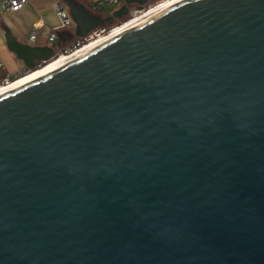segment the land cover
Returning <instances> with one entry per match:
<instances>
[{"label": "water", "instance_id": "water-1", "mask_svg": "<svg viewBox=\"0 0 264 264\" xmlns=\"http://www.w3.org/2000/svg\"><path fill=\"white\" fill-rule=\"evenodd\" d=\"M151 1L63 0L57 38ZM3 30L22 72L55 57ZM0 264H264V0H187L0 97Z\"/></svg>", "mask_w": 264, "mask_h": 264}, {"label": "built area", "instance_id": "built-area-1", "mask_svg": "<svg viewBox=\"0 0 264 264\" xmlns=\"http://www.w3.org/2000/svg\"><path fill=\"white\" fill-rule=\"evenodd\" d=\"M81 1L86 3V5H88V8L91 10L90 12L100 16L101 18L109 16L105 14L106 6L114 7L115 8L114 11H116L123 5V0H81ZM30 2H31L30 0H0V15L3 13L14 14V12H19L21 11V9L28 6ZM54 9H55L56 17L59 20V25L58 27H52L50 29V33L47 36L48 41L54 44V46L52 47V51L55 55L54 58L59 57V55L61 54H70V52H72L73 49L87 43L91 39L98 38L102 34H105L106 32L113 30L115 27H117V26H113L107 28L106 25H103L102 27L91 30L90 32H88V34L85 37H78L79 39L76 42H73V44H71L69 47L61 48V46L58 44L59 42V38H57L58 31L61 29H69L73 26L74 23H72V20L69 16V10L67 9L63 1L57 0V2L54 4ZM143 9L144 8L131 6V8L129 9L128 16L131 18L143 12L142 11ZM45 25L46 24L44 23V21L41 20L33 24V27L29 32L28 41L31 43L34 42L36 40L38 31L44 29ZM43 65L44 63L41 62V64L37 65V68H40ZM3 71H4L3 64L2 61L0 60V90L3 87L9 86L18 77L27 74L25 72L20 71L15 75H11L9 73H4Z\"/></svg>", "mask_w": 264, "mask_h": 264}, {"label": "crops", "instance_id": "crops-1", "mask_svg": "<svg viewBox=\"0 0 264 264\" xmlns=\"http://www.w3.org/2000/svg\"><path fill=\"white\" fill-rule=\"evenodd\" d=\"M28 6L21 9L19 12L3 13L0 15V60L6 65L10 73L4 69V73H9L15 75L22 71V64L16 58V56L10 53L5 45L4 40V27H7L14 39L22 43L32 44L41 48L45 46H50L51 48L54 44L50 43L45 36L41 35L36 37L34 42H29L28 36L29 32L37 21H44L46 24L44 30L50 33L52 27H58L59 20L56 17L54 4L57 0H30ZM63 1V0H61ZM78 2L77 0H74ZM24 21V22H22ZM65 30L73 33V29H61L58 32ZM48 33V34H49ZM48 36V35H47ZM73 41V40H72ZM72 41H62L59 39L58 44L61 48H67L72 44Z\"/></svg>", "mask_w": 264, "mask_h": 264}, {"label": "bare ground", "instance_id": "bare-ground-1", "mask_svg": "<svg viewBox=\"0 0 264 264\" xmlns=\"http://www.w3.org/2000/svg\"><path fill=\"white\" fill-rule=\"evenodd\" d=\"M185 1L187 0L161 1L157 6L145 10V13L143 15H140L142 13L141 12L138 15L131 17L127 22L117 25V27H115L113 30H110L105 34H102L98 38L91 39L87 43L73 49V51L70 52V54H61L59 55V57L46 62L40 68H37L36 70H33L30 73H27L20 78L18 77L9 86L3 87L0 90V97L10 92L16 91V89L31 83V81L38 79L49 72L59 69V67L63 65L73 62L75 59L88 54L89 51L97 47H100L102 46V44L117 38V36L130 32L132 29L145 23L146 20L154 16H157L158 14H160V12L173 8L175 5H178Z\"/></svg>", "mask_w": 264, "mask_h": 264}, {"label": "rangeland", "instance_id": "rangeland-1", "mask_svg": "<svg viewBox=\"0 0 264 264\" xmlns=\"http://www.w3.org/2000/svg\"><path fill=\"white\" fill-rule=\"evenodd\" d=\"M77 1L80 2L81 0H77ZM161 1H163V0H155V1H151L150 3H148L147 5H145L144 9L142 10L143 12L140 15H143L145 13V10L150 9V8H152L155 5H158ZM81 3H83V4L86 5V3L82 2V1H81ZM114 10H115L114 7L106 6V15H111ZM22 22H24V21H22ZM73 28H75V24H73V26L70 29H73ZM48 33L44 29H42V30L38 31L37 37L43 35V36H45V38H47ZM2 64H3L4 69H6L10 73V71L6 67V65L3 62H2Z\"/></svg>", "mask_w": 264, "mask_h": 264}, {"label": "flooded vegetation", "instance_id": "flooded-vegetation-1", "mask_svg": "<svg viewBox=\"0 0 264 264\" xmlns=\"http://www.w3.org/2000/svg\"><path fill=\"white\" fill-rule=\"evenodd\" d=\"M136 7H138V6H136ZM139 8H140V7H139ZM126 17H127V16H126ZM123 18H125V17H123ZM123 18H121V19H119V20H116V21H114V23H113L112 25H110V26H111V27H112V26H117V24H120V23H122L121 21H122V19H123ZM78 39H79L78 37H76V38H75V37H73L72 44H73V42H76ZM39 64H41V62H37V63H36V66H37V65H39Z\"/></svg>", "mask_w": 264, "mask_h": 264}, {"label": "trees", "instance_id": "trees-1", "mask_svg": "<svg viewBox=\"0 0 264 264\" xmlns=\"http://www.w3.org/2000/svg\"><path fill=\"white\" fill-rule=\"evenodd\" d=\"M78 3H80V4H82L85 8H88V5H85V4H83V3H81V1L79 2L78 1ZM88 10H90L89 8H88ZM91 11V10H90ZM106 14V13H105ZM130 19V17L129 16H127V17H125V18H123L122 19V23H125V22H127L128 20ZM121 24V23H120ZM117 25H119V24H117ZM107 26V28H110L111 26L110 25H106ZM113 27V26H112ZM75 38H76V36H74ZM20 77H22V76H20ZM19 77V78H20Z\"/></svg>", "mask_w": 264, "mask_h": 264}]
</instances>
